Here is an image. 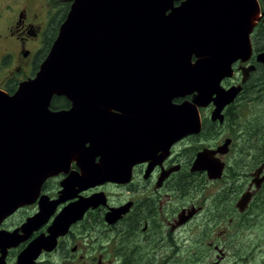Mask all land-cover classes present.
Here are the masks:
<instances>
[{"label":"flooded vegetation","instance_id":"obj_1","mask_svg":"<svg viewBox=\"0 0 264 264\" xmlns=\"http://www.w3.org/2000/svg\"><path fill=\"white\" fill-rule=\"evenodd\" d=\"M256 2L259 18L250 33V53L230 62L219 80H206L205 88H190L185 96L173 98L174 104L187 102L198 111L196 118L191 110L183 119L186 133L150 136V145L145 131L156 129L154 119L113 105L110 112L116 118L108 122L115 129H132L125 142L109 145L118 148L108 154L115 173L97 178L101 155L86 142L79 148L80 160L72 152L66 160L70 164L40 185L29 179L28 199L0 214V264H205L212 248L219 253L211 264H220L225 226L236 232L253 227L262 241V248L251 254L242 250L236 260L255 264L259 256L264 258V123L256 127L249 120L250 125L237 126L234 118L245 109H253L251 118L264 116V0ZM71 4L10 0L0 7L1 90L13 94L22 81L35 76ZM64 7L68 11L60 18ZM52 12L60 24L57 20L52 25ZM197 59L191 56L192 63ZM197 98L205 103L199 105ZM71 107L66 95H55L50 104L53 111ZM205 220L207 227L201 228ZM182 229L189 236H181Z\"/></svg>","mask_w":264,"mask_h":264},{"label":"water","instance_id":"obj_2","mask_svg":"<svg viewBox=\"0 0 264 264\" xmlns=\"http://www.w3.org/2000/svg\"><path fill=\"white\" fill-rule=\"evenodd\" d=\"M174 1L72 0L35 76L13 94L0 89L1 215L28 199L29 179L40 185L70 164L72 152L80 160L83 143L101 155L97 178L115 173L108 154L118 148L109 145L132 133L108 122L116 118L110 112L115 104L154 119L156 129L145 131L150 145V136L186 133L183 119L191 110L196 118L198 111L187 102L174 104L173 98L205 88L206 80L218 79L230 62L251 50L259 5L256 0H184L175 7ZM55 95H66L72 107L51 110ZM200 100L195 101L205 103ZM85 167L86 176L90 167Z\"/></svg>","mask_w":264,"mask_h":264},{"label":"rangeland","instance_id":"obj_3","mask_svg":"<svg viewBox=\"0 0 264 264\" xmlns=\"http://www.w3.org/2000/svg\"><path fill=\"white\" fill-rule=\"evenodd\" d=\"M8 1H10V0H0V7H2V5ZM56 2H57V0H55V3ZM59 10L60 9H58V11ZM61 10H62V8H61ZM61 10L59 11L60 12V14H59L60 18L63 15V12ZM50 20L52 21V25H54L55 22L57 20H59L58 14L52 12ZM60 23L61 22H59V24ZM42 61H43V58H42ZM42 61H40V63ZM38 69H39V66H38ZM34 71H37V69H35ZM243 106H245V105H243ZM237 114H239V115L234 117L236 119L237 126H243L244 123L246 126H248L251 124V122L249 120H252L256 127L263 126L264 116L259 117V118H256V116H255L254 118L253 117L251 118V116L253 115V109H245V110H243ZM207 188L209 190H211V186H208ZM202 197H203L202 194H196V198L198 200H201ZM205 227H207L206 220L203 221L201 228H205ZM222 228L225 231H223L222 235L220 236L222 241L224 240V243L221 242L223 244V245H221V248L224 250L225 257L223 259L220 258L218 260V262H220V264H240L241 262L243 264H251V263L254 264V262L250 263L249 260H243V261L239 262V260H236V259H238L240 256L243 255V254H239V252L242 250L247 249L250 251V254H251L253 252H256L259 248L263 247V246H261L262 241H259V239H258V231L256 229H254L253 227L245 228L244 230H241L240 232H236L234 229H232V226L231 227L225 226ZM196 231L198 233H201V231L198 229H196ZM184 232L187 233V236H189L187 230H184V229H182L180 232L181 236L184 234ZM219 232H222V231H219ZM195 236L196 235H193V238H195ZM243 237H245L246 239L244 241L238 243V239L243 238ZM256 246H257V248H255L254 251H252L253 248ZM263 251H264V248L262 249L261 254H263ZM218 253H219V251L214 250V248H212L211 252H210L211 255L205 259V264H211L212 261H215L217 259ZM238 254H239V257H237ZM220 255L223 257V254L221 252H220ZM263 260H264V258L262 259L259 256L257 258L255 264H263L262 263ZM201 264H204V261H202Z\"/></svg>","mask_w":264,"mask_h":264},{"label":"trees","instance_id":"obj_4","mask_svg":"<svg viewBox=\"0 0 264 264\" xmlns=\"http://www.w3.org/2000/svg\"><path fill=\"white\" fill-rule=\"evenodd\" d=\"M67 11H68V7H64V9H63V15H66ZM63 15H62V17H63ZM59 22H60V20H59ZM44 56H46V55H44ZM54 102L57 103L56 101H54Z\"/></svg>","mask_w":264,"mask_h":264}]
</instances>
